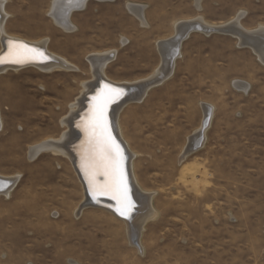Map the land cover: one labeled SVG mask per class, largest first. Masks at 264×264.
<instances>
[{
  "label": "rangeland",
  "instance_id": "1",
  "mask_svg": "<svg viewBox=\"0 0 264 264\" xmlns=\"http://www.w3.org/2000/svg\"><path fill=\"white\" fill-rule=\"evenodd\" d=\"M52 1L7 5L9 35L48 39L80 71L28 67L0 76V175L18 177L9 197L0 196V264H264V63L231 35L193 32L176 75L117 115L138 154L141 189L155 193L157 215L140 234L141 249L110 214L86 208L78 215L84 192L67 159L49 152L30 159L32 146L60 136L70 104L93 80L88 56L117 50L108 77L143 80L161 66L157 42L171 38L177 22L201 15L222 24L245 12L242 25L255 29L264 25V0H202L200 11L194 0H91L72 15L71 33L48 16ZM128 4L146 6L148 26ZM236 79L250 88L237 89ZM203 104L214 109L206 140L181 162L202 126Z\"/></svg>",
  "mask_w": 264,
  "mask_h": 264
},
{
  "label": "bare ground",
  "instance_id": "2",
  "mask_svg": "<svg viewBox=\"0 0 264 264\" xmlns=\"http://www.w3.org/2000/svg\"><path fill=\"white\" fill-rule=\"evenodd\" d=\"M90 1L53 0L48 16L63 31L75 32L77 26L72 21V15L75 12L84 10ZM194 2L196 9L200 11L202 9V0H194ZM8 3L9 0H0V40L2 45L0 60H3V63H0V76L10 71L18 72L28 67L38 69L46 74L80 71L78 66L53 52L49 48L48 39L29 40L9 35L5 28L8 19L11 17V14L7 11ZM127 8L139 19L142 26H148L145 16V5L128 4ZM245 16V12H240L232 20L222 24L210 23L201 15L190 20L177 22L174 26L175 34L169 39L157 42L160 56H162L161 66L146 79L133 83L114 81L106 74L108 65L116 58L117 50L88 56L87 61L93 72V80L91 77L92 81L82 84L81 96H77L70 104L69 115L60 122L63 128L62 133L56 139H48L30 148V159L34 160L41 153L49 152L70 162L84 192V201L77 211L78 215L86 208H95L110 214L127 226L132 245L134 244L141 249L139 246L140 234L144 230L145 225L157 215V211L153 206L155 193L141 189L142 186L138 182L134 166L138 154L132 149L129 141L124 136L120 124H118L117 115L128 103L141 102L149 90L161 85L172 76L175 62L181 56L182 42L193 32L202 33L206 36L213 34L231 35L238 40V46L250 47L261 62L264 63V25H259L255 29H247L242 25V20ZM10 42L14 43L10 44ZM121 42L125 44L126 40L123 38ZM17 45L32 46L35 53L25 54L26 58L21 64L14 63L13 57L17 51ZM45 60H50V62L40 64ZM234 84L236 85L237 83ZM242 88L247 91L249 87L245 85ZM125 95L128 96L120 101L121 97ZM111 104L115 105L110 108ZM100 106L103 107V119L106 123L107 135H110L116 145L119 146L123 157L122 167L126 183L128 182V196L133 204V207L128 209L127 218L119 214L120 205L117 200L111 198L112 194L110 192L105 194L96 191L94 193L89 184V180L92 179L94 183L103 185L107 179L103 174H96L97 171L102 172V170L95 167L101 161V145L98 143L99 131L97 130L96 135H93L94 118L97 114V108ZM202 109L204 113L202 126L188 137L186 147L180 156L181 162H184L189 155L201 148L206 140V131L212 119L213 109L206 104L202 105ZM110 110L111 112L109 113ZM3 127L4 122L0 112V131ZM17 182V176L6 178L0 175V196L9 197Z\"/></svg>",
  "mask_w": 264,
  "mask_h": 264
},
{
  "label": "snow or ice",
  "instance_id": "3",
  "mask_svg": "<svg viewBox=\"0 0 264 264\" xmlns=\"http://www.w3.org/2000/svg\"><path fill=\"white\" fill-rule=\"evenodd\" d=\"M13 43L14 42H10V44ZM27 53H35V50L26 45H17V51L14 54L13 62L17 64L23 63L26 58L25 54ZM0 63H3V60H0ZM94 119L95 125L93 135L95 136L97 130L99 131L98 143L101 145V161L98 165H95V167L102 170V172L97 171L96 174H103L107 179L103 185L94 183L92 179L89 180V184L94 193L96 191L105 194L110 192L112 194L111 198L117 200V203L120 205L118 209L119 214L127 218L128 209L133 207V204L128 196L129 190L122 167L123 157L119 146L116 145L110 135H107V127L103 119L102 106L97 108V114ZM87 174L86 171V175Z\"/></svg>",
  "mask_w": 264,
  "mask_h": 264
},
{
  "label": "crops",
  "instance_id": "4",
  "mask_svg": "<svg viewBox=\"0 0 264 264\" xmlns=\"http://www.w3.org/2000/svg\"><path fill=\"white\" fill-rule=\"evenodd\" d=\"M228 22V21H227ZM224 23H226V22H224ZM219 35H224V34H219ZM191 36H192V34L187 38V39H185V40H183V43H182V46H181V60H183V59H186V57H187V55H186V52H185V48H186V45H185V43H187L189 40H190V38H191ZM211 36V35H210ZM227 36H230V35H227ZM230 37H232V38H234L236 41H237V43H236V46L238 47V48H240V49H245V48H248V49H250L252 52H254L253 51V49H251L250 47H240V46H238V40L235 38V37H233V36H230ZM255 53V52H254ZM253 53V56L255 55ZM176 69V70H175ZM177 70H178V62H177V65H176V67L174 68V76L176 75V73H177ZM238 71H239V68L237 69ZM241 71H243V69H241ZM229 71H227L226 70V72H225V74L226 73H228ZM233 77H234V75H230V74H226V77L225 78H229V79H233ZM234 82H236L237 84V86H235L237 89H240L241 91H243V86H245V85H247L249 88H250V83L248 82V81H246V80H244V79H236L235 81H233V83H232V85L234 84ZM248 88V89H249ZM244 92V91H243ZM206 105H208V104H206ZM210 106V105H209ZM211 107V106H210ZM212 109H213V107H211ZM213 111H214V109H213ZM211 121H212V119H211ZM211 123V122H210ZM210 126V125H209ZM109 223H111V221H108V228H107V230H105V228H103V232L104 233H111V228H110V225H109ZM127 229V228H126ZM127 231V230H126ZM113 232V231H112ZM112 234H115L114 232L112 233ZM69 250L71 251V250H76L75 248H73V247H69Z\"/></svg>",
  "mask_w": 264,
  "mask_h": 264
},
{
  "label": "water",
  "instance_id": "5",
  "mask_svg": "<svg viewBox=\"0 0 264 264\" xmlns=\"http://www.w3.org/2000/svg\"><path fill=\"white\" fill-rule=\"evenodd\" d=\"M29 47H31L32 48V46H29ZM50 62V60H45L43 63H40V64H45V63H49ZM128 95H125V96H123V97H121V100L120 101H122V100H124L125 99V97H127ZM115 104H111V106H110V108L111 107H113ZM111 112V110L109 111V113ZM112 124V123H111ZM127 184H128V182H127ZM101 199H104V198H102V197H100Z\"/></svg>",
  "mask_w": 264,
  "mask_h": 264
}]
</instances>
